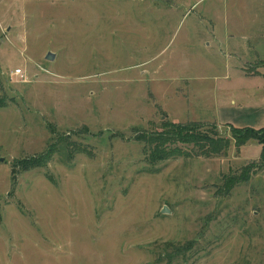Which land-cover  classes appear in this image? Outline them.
Returning a JSON list of instances; mask_svg holds the SVG:
<instances>
[{"label":"rangeland","instance_id":"rangeland-1","mask_svg":"<svg viewBox=\"0 0 264 264\" xmlns=\"http://www.w3.org/2000/svg\"><path fill=\"white\" fill-rule=\"evenodd\" d=\"M253 25L264 0H0V264H264V145L212 119L264 104L226 77ZM165 119L230 145L152 164Z\"/></svg>","mask_w":264,"mask_h":264},{"label":"trees","instance_id":"trees-1","mask_svg":"<svg viewBox=\"0 0 264 264\" xmlns=\"http://www.w3.org/2000/svg\"><path fill=\"white\" fill-rule=\"evenodd\" d=\"M199 125L203 128L202 132L199 130ZM204 127L205 125L199 122L181 123L165 119L162 121L160 129L140 131V128H135L134 140L143 142L145 158L152 164L158 161L189 155L190 151H183L179 147L180 144L186 145L187 149L191 147L192 151L198 149V155H205L207 157L218 154L228 148L231 142L229 138L219 136L213 130L208 132ZM229 127L234 134L243 139V144L249 139H258L264 145V138L258 135L260 131H264V128L257 130L251 127L238 128L231 125ZM52 150L53 147L37 157L26 159V162H28L27 169L45 164L50 158ZM262 156L264 159V149ZM190 244L192 245L191 242H188L186 246H191ZM166 245L174 249L170 257L171 259L183 250L186 251L188 249V247H183L179 250L171 243H167Z\"/></svg>","mask_w":264,"mask_h":264},{"label":"crops","instance_id":"crops-1","mask_svg":"<svg viewBox=\"0 0 264 264\" xmlns=\"http://www.w3.org/2000/svg\"><path fill=\"white\" fill-rule=\"evenodd\" d=\"M255 16V15H254ZM252 17L250 22H257L255 17ZM245 21H247L246 16L243 17ZM252 35L257 34L260 35V40L253 37H245L244 43H245V51H248L250 53L249 59H242L240 57V54L237 53H231L230 58L232 57L233 66L237 69H239V73L237 72H230L226 75V77L229 76V79L232 80L234 75L237 76L238 82L245 81L248 84H262L264 86V70L256 69V71H247L243 68L245 67V63L248 62H256V61H263L264 63V49L261 45V42L264 41V27L260 26L259 28H256L254 25L251 28ZM215 37V36H214ZM252 38L256 42L254 45H249L248 41ZM259 42V43H258ZM251 46V50L249 47ZM234 69V68H233ZM235 70V69H234ZM245 99L243 96H238L237 98H231L229 102H227L226 106H222L217 111V114L215 117H213V120H216L218 123L226 126H234L238 128H244V127H251L259 129L264 126V104L256 107L252 105H237V100Z\"/></svg>","mask_w":264,"mask_h":264},{"label":"water","instance_id":"water-1","mask_svg":"<svg viewBox=\"0 0 264 264\" xmlns=\"http://www.w3.org/2000/svg\"><path fill=\"white\" fill-rule=\"evenodd\" d=\"M46 58L48 60H53L55 58V54L53 52H48L47 55H46ZM170 210L167 206H165L163 209H162V212L163 213H168Z\"/></svg>","mask_w":264,"mask_h":264},{"label":"built area","instance_id":"built-area-1","mask_svg":"<svg viewBox=\"0 0 264 264\" xmlns=\"http://www.w3.org/2000/svg\"><path fill=\"white\" fill-rule=\"evenodd\" d=\"M22 70H17L18 73H21Z\"/></svg>","mask_w":264,"mask_h":264}]
</instances>
